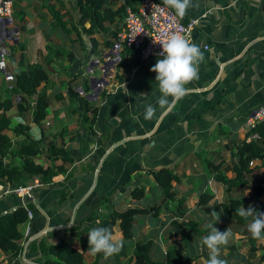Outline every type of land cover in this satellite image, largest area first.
<instances>
[{"label": "crops", "instance_id": "1", "mask_svg": "<svg viewBox=\"0 0 264 264\" xmlns=\"http://www.w3.org/2000/svg\"><path fill=\"white\" fill-rule=\"evenodd\" d=\"M261 3L262 0H192L183 19H196L187 39L203 53L198 79L187 85L190 91L183 99L171 108L161 109L157 104L160 93L156 74L150 69L162 57L139 59L131 49L126 51L117 38L113 46H105L100 32L94 33L101 42L93 50L89 35L81 31L74 0H12L13 11H22V16L18 26H11L8 21L4 29L8 34L5 70L20 71L24 67L18 62L20 51L26 56L33 53L35 59L28 61H40L49 67L45 82L48 104L39 121L33 115V107L22 113L12 107L8 113L12 114L13 123H29L35 136L57 133L56 140L68 148L74 162L69 176L59 173L54 182L35 184L23 196L15 192L0 195V213L22 203H31L33 212L21 224L22 248L18 252L0 249V264H42L38 245L56 242L61 236L68 238L64 229L91 212L99 199L112 191H115V200H128L133 186L145 185L146 197L134 204L159 201L160 193L146 170L172 163H177L176 170L181 177L174 186L176 198L183 200L181 207L176 202L168 204L160 210L157 220L150 213L138 216L134 236L126 246L121 264H126L135 240L148 236L153 238L152 257H164L165 245L182 238L186 242L185 253L194 256L200 252L202 255L196 259L205 262L208 251L201 240L207 234L199 237L180 227L176 213L183 211L185 215H192L200 220L202 227L225 224L222 218L216 221L210 215L212 211L220 213V202L228 194L225 186L213 178L206 162L220 163L222 172L229 173L232 146L238 140H249L251 135L246 131L250 127L246 121L258 107H264V8ZM49 6L59 7L68 27L71 23L75 25L81 44L79 39H73L76 30L69 34L56 27ZM112 25L119 30L122 18L116 17ZM69 50L73 53L71 60L65 52ZM108 52L110 60L103 57ZM94 59H101L100 64L96 65ZM75 74L81 76L73 77ZM94 75L103 76L104 84L91 94L88 77ZM11 84L0 69V99H15ZM102 89L105 93L92 128L88 123L79 124L83 111L81 97L94 99ZM148 104L157 109L152 119L144 118ZM7 133L11 135V131ZM260 142L264 144V136ZM191 153L196 155L189 158ZM37 160L43 161V158ZM260 162L256 158L250 165ZM263 176V171L250 172L248 185L235 189L232 195H249L252 182ZM205 189L213 197L206 205L195 204ZM60 193L65 196L61 198ZM258 201L259 207H264V195ZM105 210L102 205L101 211ZM243 231L242 226L231 227V236L237 244ZM115 236L123 240L118 232ZM31 245L37 248L31 250ZM240 250L247 254L245 246ZM220 253H226L225 245L221 246ZM110 259L103 263H111Z\"/></svg>", "mask_w": 264, "mask_h": 264}, {"label": "trees", "instance_id": "2", "mask_svg": "<svg viewBox=\"0 0 264 264\" xmlns=\"http://www.w3.org/2000/svg\"><path fill=\"white\" fill-rule=\"evenodd\" d=\"M133 1L125 0L123 4H118V0H74L80 16L81 31L89 35L93 50H96L101 42L98 37L94 36L95 32L102 34L105 46H113L118 28L112 24L116 17H123L125 5L129 4L134 7ZM157 1L163 2V0ZM49 10L56 27L69 34L73 29L76 30L77 35L73 39H79L81 44L79 30L73 23L70 27L67 26L59 7L49 6ZM21 16L22 11H12L11 24L18 26V19ZM85 21H88L89 24L83 25ZM124 49L130 50L125 46ZM65 52L67 58L71 60L73 58L72 51ZM120 56L122 57L121 53ZM24 59L23 51H20L18 62L24 64V67L20 71L12 73L11 90L16 96L15 99L11 97L0 99V185L3 186L13 187L28 183L33 178H37L39 183L50 184L55 181L54 177L59 173L71 175L70 166L73 168L74 162L68 148L56 140L57 133L49 135L43 133L35 136L30 131L29 123L23 121L13 123L11 120L12 114L8 111L12 107H15L18 113L33 107V115L39 121L43 118L48 104L45 82L49 72L46 66L40 61L25 62ZM78 76L81 75L75 74L73 77ZM121 80L123 77L120 76L119 81ZM42 83L43 85L39 87ZM104 93L105 91L102 89L94 99L81 97L83 111L80 112L79 124L88 123V126L92 128L101 96ZM7 131H11V135ZM253 132L259 134L258 139H241L232 146L233 161L229 167V173L222 172L220 163L206 162L213 178L225 186L228 194L227 199L220 202L221 211L218 213L220 218L225 221L226 226H224L225 224L214 226L221 232L227 229L231 230V227L235 226H242L244 229L240 237V244H237L230 235L229 242L225 245L226 253H220L219 259L226 261V264H264V240L252 238L247 230V225L251 222L252 217L245 219L236 212L239 207L248 208L249 206L259 212H264V207L258 205V199L264 195V176L252 182L249 195H232L235 189H243L248 185L247 174L257 171L264 172V144L260 142L264 136V121L261 120L253 124L246 134L249 135ZM194 155L196 153L189 154V158ZM39 157H42L43 161L37 160ZM256 158L261 162L251 166L250 162ZM15 159H18V162ZM177 166V163H172L146 170L148 174L152 175L155 188L160 193L159 201L149 200L142 205L134 204L137 200L146 197L148 188L145 185L133 186L129 191L128 200H115V191L103 195L91 212L64 229L68 238L61 236L56 242L38 245L43 256L42 264H104L105 258L102 254L92 256L87 251L88 232L93 228L101 227L110 229L114 235L118 232L122 236L123 243L120 252L110 257L111 263H106L121 264V260L126 256V246L134 236L138 216L150 213L157 220L160 210L168 204L176 202L181 207L183 200L176 198L174 189L175 184L181 179L176 170ZM59 196L63 198L65 193H60ZM212 197L213 193L205 189L200 192L195 204L206 205ZM102 205L106 209L104 212L101 211ZM31 207V203L19 204L11 210L0 213V249L2 251L18 252L22 248L21 224L29 219L27 209ZM176 216L183 229H189L199 237L209 234V225L202 227L200 220L192 215H185L182 211L176 213ZM181 235L184 234L181 233ZM185 246L186 242L182 238H177L165 245L164 257L155 258L151 255L152 236H148L146 239L137 238L126 264H206L208 254L205 262H198L196 258L202 254L198 252L194 256H188L184 251ZM244 246L247 254L240 250ZM36 248V245L29 246L31 250Z\"/></svg>", "mask_w": 264, "mask_h": 264}, {"label": "clouds", "instance_id": "3", "mask_svg": "<svg viewBox=\"0 0 264 264\" xmlns=\"http://www.w3.org/2000/svg\"><path fill=\"white\" fill-rule=\"evenodd\" d=\"M192 0H163V4L174 10L178 18H183ZM162 51L155 65L150 69L154 72L157 82V91L160 93L157 104L161 109L171 108L190 91L187 85L198 79V66L203 61V53L198 45L179 33L171 34L166 43L161 44ZM171 98V99H169ZM156 107L148 104L144 108V118L152 119L156 113ZM237 214L252 220L247 225V230L254 239H264V212H259L253 207H239ZM210 215L220 219L216 211ZM210 232L201 240V245L208 251L206 264H226L219 259L221 246L227 245L231 232L229 229L221 232L213 224H209ZM88 248L90 255L102 254L105 259L118 254L122 248V240L118 239L108 228H93L88 234Z\"/></svg>", "mask_w": 264, "mask_h": 264}, {"label": "built area", "instance_id": "4", "mask_svg": "<svg viewBox=\"0 0 264 264\" xmlns=\"http://www.w3.org/2000/svg\"><path fill=\"white\" fill-rule=\"evenodd\" d=\"M124 2L125 0H118V4H123ZM133 5L134 7L129 4L125 5L122 25L116 33V38L126 48L134 51L135 55L142 60L150 57H161L159 55L162 51L161 44L166 43L170 35L174 33H179L187 38L196 22V19L183 21L182 18H178L175 15L173 9L157 0H138ZM261 5L264 8V0H262ZM12 11V0H0V69L4 71V78L10 81L13 80V74L5 70L6 36L8 34L4 29L8 19H11ZM15 27H13V31L16 30ZM107 59L110 60L109 57ZM107 72L109 71L107 70ZM103 84L104 77L98 80L94 87L99 88ZM261 120L264 121L263 106L258 107L246 122L251 127ZM250 135L248 137L249 140L259 138L257 132H253ZM35 184H39L37 178H33L32 182L28 184H19L13 187L0 185V195L15 192L18 196H23ZM27 216L28 218L33 216L31 209H27ZM27 232L28 228L26 229Z\"/></svg>", "mask_w": 264, "mask_h": 264}, {"label": "water", "instance_id": "5", "mask_svg": "<svg viewBox=\"0 0 264 264\" xmlns=\"http://www.w3.org/2000/svg\"><path fill=\"white\" fill-rule=\"evenodd\" d=\"M11 19H8V21H10ZM118 44L116 43L115 44V46H117ZM109 53L110 52H108V53H104L103 54V57L104 58H107L108 56H109ZM95 60V64L96 65H98V64H100V60L101 59H94ZM107 60V59H106ZM107 62H109V61H106V63ZM103 78V76H100V77H98V76H93V77H89V88L91 89V94H94V93H96L97 92V88H95L94 86H95V83L98 81V80H101Z\"/></svg>", "mask_w": 264, "mask_h": 264}, {"label": "rangeland", "instance_id": "6", "mask_svg": "<svg viewBox=\"0 0 264 264\" xmlns=\"http://www.w3.org/2000/svg\"><path fill=\"white\" fill-rule=\"evenodd\" d=\"M23 55H24V58L28 61V60H32V59H35L34 57H33V53H28L27 54V56H26V53H23ZM48 68V70H49V67H47ZM94 76H97V75H94ZM89 78V77H88Z\"/></svg>", "mask_w": 264, "mask_h": 264}]
</instances>
